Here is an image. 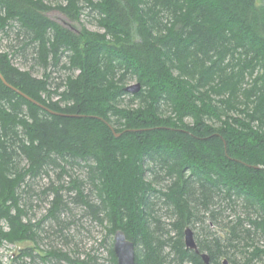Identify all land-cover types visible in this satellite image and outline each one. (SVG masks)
<instances>
[{
	"label": "trees",
	"instance_id": "1",
	"mask_svg": "<svg viewBox=\"0 0 264 264\" xmlns=\"http://www.w3.org/2000/svg\"><path fill=\"white\" fill-rule=\"evenodd\" d=\"M62 1L0 0V33L44 72L36 78L0 51V75L16 90L0 80V246L31 242L20 260L98 264L52 248L33 255L44 230L24 220L22 200L48 170L66 175L63 164L85 170L70 182L73 200L106 238L124 232L135 264H204L183 233L205 220L225 234L196 235L209 264H264V0ZM84 8L100 32L80 23ZM49 68L64 73L55 85ZM54 193L48 214L59 223ZM227 210L242 215L220 226Z\"/></svg>",
	"mask_w": 264,
	"mask_h": 264
},
{
	"label": "rangeland",
	"instance_id": "2",
	"mask_svg": "<svg viewBox=\"0 0 264 264\" xmlns=\"http://www.w3.org/2000/svg\"><path fill=\"white\" fill-rule=\"evenodd\" d=\"M43 2L52 7L56 5H64L62 0H43ZM82 3V2H80ZM46 16L65 27L66 29L77 32L80 29V23L83 24L90 31L101 30L98 28L95 21V14L90 12L88 8L82 10L80 16V23L69 20L64 14L57 10H50L46 12ZM17 50V44L14 40V36L6 37L0 33V51L8 53L11 58L12 64L20 70L29 71L34 77L42 78L43 69L40 66L34 65L31 59H24L19 56V54H14ZM64 63L65 59H61ZM55 70V68H54ZM51 72V83L59 82V79L64 77L62 71H53L49 68ZM136 82L129 83V86L135 85ZM50 85V89L53 86ZM65 170H67L66 175H60L59 169H50L47 174L40 175L34 179L31 184V190L27 197L22 200L25 201L27 215L24 217L25 221H30L31 223L41 222V228L43 232L41 234V241L39 242V247L37 251L33 252V255L39 253L40 256L44 257L43 252L52 249L60 250L66 252L69 256L79 259H85L87 255L91 257H96L98 264H109L108 249L113 243L112 237L106 238L105 231L85 213L83 207L79 206L73 200L76 196L74 190L70 189V182L73 179H79L80 181L85 178V170L83 168L74 167L70 169L63 164H61ZM55 191H58L59 195L62 197L64 210L58 214L59 223L54 222V220L49 216V209L51 207V202L54 199ZM88 191V186H85V192ZM159 208V207H158ZM241 211L232 212L231 210L225 211L221 218L223 225L227 221H234L236 217L242 215ZM158 215L161 217L162 227L169 231L170 219L165 214L164 210H157ZM195 230L189 228L193 233V238L196 235L201 238L204 232H208L211 235L225 238L224 232L220 230L218 224L208 223L207 220L204 222V226L200 224L194 225ZM62 229V234L58 232ZM60 235H64L61 239ZM170 237L175 236V232L170 231ZM105 241V242H104ZM24 249H35V246L31 242H23L18 244H7L4 243L0 246V264H43L40 259L35 258L33 261L29 258L19 259L20 251ZM166 252L168 250H165ZM232 252V249H230ZM239 257V253H236ZM222 262V259H221ZM44 264H57L54 260H49Z\"/></svg>",
	"mask_w": 264,
	"mask_h": 264
},
{
	"label": "water",
	"instance_id": "3",
	"mask_svg": "<svg viewBox=\"0 0 264 264\" xmlns=\"http://www.w3.org/2000/svg\"><path fill=\"white\" fill-rule=\"evenodd\" d=\"M0 80L11 90L16 91L15 89H13L11 86H9L8 84H6V82L4 81V79L2 78V76L0 75ZM140 86L138 84L129 86L125 89L126 92L131 93V94H135L139 91ZM18 92V91H17ZM20 94V93H19ZM22 95V97H24L27 101L31 102L32 104L44 109L45 111H48L47 109L43 108L40 104H38L37 102L31 100L30 98H28L27 96ZM51 114L52 113L50 111H48ZM183 240H184V246L186 249L190 250V251H194L196 254H199L200 258L202 259L204 264H209V258L206 254L202 253L200 254L198 249H197V245L195 243V240L193 238V233L189 228H186L184 230L183 233ZM112 250L114 253V256L116 258V263L117 264H135L134 263V258H135V252H134V245L131 241H129L126 238V235L124 234L123 231L121 230H117L114 233L113 236V245H112ZM222 264H228V262L226 260H224L222 262Z\"/></svg>",
	"mask_w": 264,
	"mask_h": 264
}]
</instances>
